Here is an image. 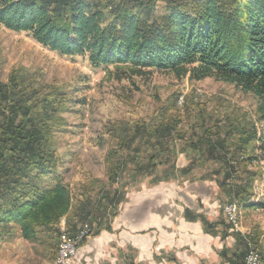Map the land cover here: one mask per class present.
I'll list each match as a JSON object with an SVG mask.
<instances>
[{
    "label": "trees",
    "instance_id": "trees-1",
    "mask_svg": "<svg viewBox=\"0 0 264 264\" xmlns=\"http://www.w3.org/2000/svg\"><path fill=\"white\" fill-rule=\"evenodd\" d=\"M0 25L62 56H87L119 80L155 70L213 77L252 94L254 118L234 120L226 138L192 137L185 151L197 155L184 170L203 171L198 180L215 183L222 203L244 214L264 211V0H0ZM21 79H0V242L9 234L36 245L50 233L58 243L72 208L52 152L64 94H44ZM162 129L149 132L156 143ZM117 211L99 233L111 231ZM241 245L234 254L245 260Z\"/></svg>",
    "mask_w": 264,
    "mask_h": 264
},
{
    "label": "rangeland",
    "instance_id": "rangeland-1",
    "mask_svg": "<svg viewBox=\"0 0 264 264\" xmlns=\"http://www.w3.org/2000/svg\"><path fill=\"white\" fill-rule=\"evenodd\" d=\"M108 71L92 66L87 56H62L39 45L30 33L0 25L2 82L23 77L44 94H64L52 152L56 173L72 194L66 227L74 235L89 230L88 247L129 193L144 184L201 178L203 171L184 170L196 159L193 149L192 154L185 151L192 137L226 138V126L247 114L254 118L256 111L252 94L213 77L192 81L149 70L143 77L119 80ZM67 94L72 104L66 106ZM154 126L163 128L161 142L149 136ZM153 154L157 158L151 164ZM240 218L237 233L249 239L247 253L255 250L264 260V211L240 212ZM86 245L78 252L83 262L92 256ZM57 247L50 233L36 245L6 234L0 264H54ZM109 250L103 248V253ZM104 254L99 260L106 263Z\"/></svg>",
    "mask_w": 264,
    "mask_h": 264
},
{
    "label": "crops",
    "instance_id": "crops-1",
    "mask_svg": "<svg viewBox=\"0 0 264 264\" xmlns=\"http://www.w3.org/2000/svg\"><path fill=\"white\" fill-rule=\"evenodd\" d=\"M219 194L209 181L144 184L124 198L111 231H101L86 245L92 256L83 262L78 253L77 259L81 264H242L244 257L234 253L250 241L227 221ZM105 246L111 250L105 251L106 263L99 260Z\"/></svg>",
    "mask_w": 264,
    "mask_h": 264
},
{
    "label": "built area",
    "instance_id": "built-area-1",
    "mask_svg": "<svg viewBox=\"0 0 264 264\" xmlns=\"http://www.w3.org/2000/svg\"><path fill=\"white\" fill-rule=\"evenodd\" d=\"M224 216L232 227L239 231L241 226L240 210L235 204H225L222 208ZM66 219H62L60 222V235L58 239V252L57 258L54 264H81L78 259V251L80 245L88 238L90 231L83 229L76 235H70L68 228L66 227ZM244 264H264V260L255 250H249Z\"/></svg>",
    "mask_w": 264,
    "mask_h": 264
}]
</instances>
